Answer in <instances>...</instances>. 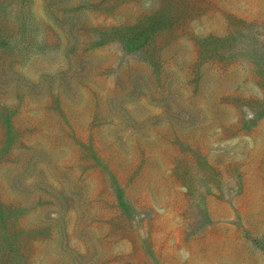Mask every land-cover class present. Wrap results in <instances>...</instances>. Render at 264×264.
<instances>
[{"label": "rangeland", "instance_id": "374dc122", "mask_svg": "<svg viewBox=\"0 0 264 264\" xmlns=\"http://www.w3.org/2000/svg\"><path fill=\"white\" fill-rule=\"evenodd\" d=\"M0 264H264V0H0Z\"/></svg>", "mask_w": 264, "mask_h": 264}]
</instances>
